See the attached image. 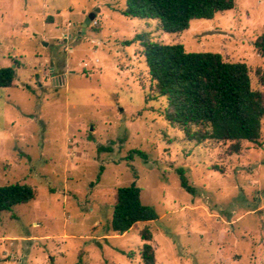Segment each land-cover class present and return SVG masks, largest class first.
<instances>
[{"label":"rangeland","instance_id":"rangeland-1","mask_svg":"<svg viewBox=\"0 0 264 264\" xmlns=\"http://www.w3.org/2000/svg\"><path fill=\"white\" fill-rule=\"evenodd\" d=\"M126 8L127 0H0V68L18 76L0 88V186L36 192L0 212V264H144L146 229L156 264H264V120L258 141L240 142L237 153L233 142L190 139L168 122L134 41L147 35L244 63L264 93L255 47L264 0H236L175 34ZM133 183L159 217L119 235L110 230L117 189Z\"/></svg>","mask_w":264,"mask_h":264},{"label":"trees","instance_id":"trees-1","mask_svg":"<svg viewBox=\"0 0 264 264\" xmlns=\"http://www.w3.org/2000/svg\"><path fill=\"white\" fill-rule=\"evenodd\" d=\"M235 6L236 0H127L122 14L158 20L164 32L175 34L188 30L193 20L213 19ZM134 41L143 47L154 94L168 102V122L181 126L190 139L233 142L234 153L240 151V142L258 141L264 120V93L252 89L246 64L226 62L217 53L187 52L181 44L155 42L147 35ZM132 43L127 41L125 45ZM255 47L264 57V34L257 39ZM17 78L15 68H0V88L15 87ZM190 127H196L197 132L191 135ZM131 154L144 157L139 151ZM103 171L101 167L97 182ZM177 173L181 186L193 192L184 172ZM35 197L34 188L27 184L0 186V212H11ZM116 197L110 221L114 233L123 235L139 223L156 221L159 217L154 207L142 202L141 189L135 183L118 188ZM141 239L143 263L156 264L150 230H143ZM77 264H82L81 258Z\"/></svg>","mask_w":264,"mask_h":264},{"label":"water","instance_id":"water-1","mask_svg":"<svg viewBox=\"0 0 264 264\" xmlns=\"http://www.w3.org/2000/svg\"><path fill=\"white\" fill-rule=\"evenodd\" d=\"M94 18H95V16H94L93 14H91V15L88 17V19L86 20V24H85V25L90 24V22H91L92 20H94Z\"/></svg>","mask_w":264,"mask_h":264}]
</instances>
